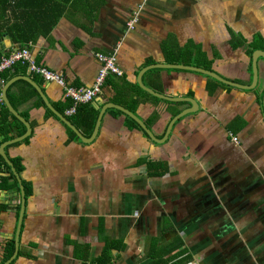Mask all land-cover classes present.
<instances>
[{
    "label": "crops",
    "instance_id": "0c3cea01",
    "mask_svg": "<svg viewBox=\"0 0 264 264\" xmlns=\"http://www.w3.org/2000/svg\"><path fill=\"white\" fill-rule=\"evenodd\" d=\"M257 38L264 41V0H0V54L27 48L67 86L89 87L98 55H116L122 74L109 75L91 104L97 119L106 105L132 106L122 82L136 83L141 69L168 57L211 62L212 72L250 85L247 52ZM152 70L146 87L197 107L162 145L127 129L113 109L90 144L76 141L36 87L87 140L66 116L63 88L21 65L1 75L0 96L13 82L6 99L22 121L3 105L0 264H96L105 249L111 264H264V60L250 92L229 86L210 95L203 75ZM138 98L133 115L145 123L158 114L148 129L163 138L175 117ZM180 104L181 113L191 109ZM143 161L167 170L150 176Z\"/></svg>",
    "mask_w": 264,
    "mask_h": 264
},
{
    "label": "trees",
    "instance_id": "16d2710c",
    "mask_svg": "<svg viewBox=\"0 0 264 264\" xmlns=\"http://www.w3.org/2000/svg\"><path fill=\"white\" fill-rule=\"evenodd\" d=\"M243 44H244V42H242L240 45H243ZM257 50H263L264 51V41H262L260 38H257L254 40L253 44L250 45V48H249L247 54L249 55V57H252V54ZM260 60H262V59H260ZM166 62H168V64L181 63L182 65H185V66H194V67L202 68V69L207 70V71H212L211 70V62H207V61L203 62V63H198V62H195V61L192 62V61H189L186 59H184V60H182V59H171L168 57V58H166ZM152 71L153 70H150L146 74H149ZM203 77L206 79V90H207L208 94H210V95L213 94L214 89L217 87H225V88L231 89V87L224 85V84H221V83H218L217 81H215L212 78H209L206 76H203ZM121 79H123V78H121ZM6 81H7V78L3 79V83H5ZM122 83H125V86L123 89H121L120 95L126 96V97H133V96L136 97V100L132 101V106H127L123 103H121V104L119 103L120 107L126 109L131 114H134L136 108L138 106H140L143 102V99L138 98V96L143 97L144 99L152 100L156 104H158V103L165 104L168 108V110H167L168 113L173 118L181 113L180 108L182 106H184V104H171V103H167V102L158 100V99L148 95L147 93L143 92V90L139 88L137 83L130 84V83L125 82V80ZM150 89L153 90L154 93H157V94L161 93L160 89L157 87L152 86ZM263 94H264V89H263L262 94L260 95V102H262ZM31 95H32V97L37 96L36 92L33 88H32ZM66 102H67V105L65 106V109L68 110L71 106V103L69 102V100H67ZM110 112L114 113V115H116V117L122 116V114L119 113L118 111L110 110ZM97 116H98V110L94 109L91 106V104L90 105H82V106L77 107L75 114L73 116H70L68 118V120L78 130L80 129L82 131V133H84L86 135L87 138H89L92 134L93 129H94V126H95V123L97 120ZM8 117H9V113L4 108V106L2 104L0 106V123H2V125H3L5 123V120ZM157 121H158V114H154L148 121H146L145 123H143V122L142 123L145 124L147 128H150ZM125 126L129 130H135L137 132L142 133V131L139 129V127L132 120H130L129 118H126V117H125ZM68 133L72 139L78 141V139L75 137V135L71 131L68 130ZM143 137L145 139L149 140L145 134H143ZM161 138L162 137H160V139ZM142 163L145 164L146 173L150 176L161 175L162 173H164L167 170V166L165 163H156V162H151V161H143ZM183 253H184V251L179 252V254H183ZM106 254H107V249H105L102 256L97 260L96 264H111L109 262V259H108ZM186 259H188V258L187 257L184 258V260H186Z\"/></svg>",
    "mask_w": 264,
    "mask_h": 264
},
{
    "label": "water",
    "instance_id": "95a60500",
    "mask_svg": "<svg viewBox=\"0 0 264 264\" xmlns=\"http://www.w3.org/2000/svg\"><path fill=\"white\" fill-rule=\"evenodd\" d=\"M260 59H263L264 60V51L262 50H257L253 53L252 55V74H253V77H252V82L250 85L248 86H244V85H240V84H237L235 82H232L228 79H225L224 77L222 76H219L218 74H216L215 72H212V71H207V70H204L202 68H197V67H194V66H185V65H181V64H154V65H149V66H146L144 67L143 69H141L139 71V73L137 74L136 76V83L137 85L139 86L140 89L143 90V92L147 93L148 95L156 98V99H159L161 101H164V102H167V103H171V104H180V103H187L191 106V109L189 110H186V111H183L181 114H179L177 117H175L171 123L168 125L167 129H166V132H165V135L164 137L161 139V140H158L156 139L152 133L150 132V130L142 123V121H140L136 116H134L133 114H131L130 112H128L127 110L119 107V106H116V105H106L104 106L102 109H101V112L99 114V117L97 119V122L95 124V127H94V131L91 135V137L89 139H84L79 133L78 131L72 127L62 116L58 115L56 112L53 111V109L49 106V104L46 102V100L43 98L42 96V92H41V89L39 87H36L37 90H38V93L40 94L42 100H43V103L45 105V107L50 111L52 112V114L64 125L66 126L74 135L75 137L83 144H90L94 138L96 137V134L98 132V129H99V124H100V120L102 118V115L103 113L105 112L106 109H113V110H117L119 111L124 117L126 118H129L130 120H132L138 127L139 129L142 131L143 134H145L147 136V138L155 145H162L166 142V140L168 139V136L170 134V131H171V128L173 126V124L180 120L181 118L187 116V115H191V114H194L195 111H197V107H196V103L195 101H192L190 99H183V98H177V99H173V98H168V97H165V96H161L157 93H154L153 90H151L150 88L146 87L144 84H143V81H142V77L143 75L149 71V70H152V69H176V70H184V71H190V72H193V73H196V74H200V75H203V76H206V77H209V78H212L214 79L215 81H217L218 83H221V84H225V85H228V86H231V87H234V88H238V89H242V90H246V92H250V90H254L257 85H258V82H259V60ZM24 80L30 82L31 84H33V81L29 78H23ZM13 82H8L5 84V86L3 87L2 89V92H1V100H2V104L8 109L9 112L12 113V115L18 119V120H21L19 118V116L17 115V113L14 112V110L12 109L11 105L8 104V101L6 99V90L9 86H11ZM262 103H263V109H264V95H263V100H262ZM99 105V104H98ZM22 121V120H21ZM25 123V121H24ZM28 127V126H27Z\"/></svg>",
    "mask_w": 264,
    "mask_h": 264
},
{
    "label": "built area",
    "instance_id": "2783aa9c",
    "mask_svg": "<svg viewBox=\"0 0 264 264\" xmlns=\"http://www.w3.org/2000/svg\"><path fill=\"white\" fill-rule=\"evenodd\" d=\"M137 19L133 18L128 28L132 29L136 24ZM98 61L100 62V69L94 79V82L89 87L74 88L67 86L64 80L57 74L51 72L47 68L37 65L31 56L30 50L20 49L9 54H0V86L3 84L1 75L11 70L12 68L21 65L29 69L30 73L41 76L45 82H54L64 90L65 99L71 103L70 108L66 111V116H73L77 107L82 105H90L97 100L101 93L102 87L109 75L121 76L122 72L116 64V55H98ZM2 100L0 97V106ZM236 141V139H235Z\"/></svg>",
    "mask_w": 264,
    "mask_h": 264
}]
</instances>
